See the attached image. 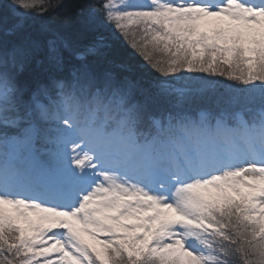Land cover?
<instances>
[{
    "label": "snow or ice",
    "instance_id": "obj_1",
    "mask_svg": "<svg viewBox=\"0 0 264 264\" xmlns=\"http://www.w3.org/2000/svg\"><path fill=\"white\" fill-rule=\"evenodd\" d=\"M74 7L0 17V264H264V0Z\"/></svg>",
    "mask_w": 264,
    "mask_h": 264
},
{
    "label": "trees",
    "instance_id": "obj_2",
    "mask_svg": "<svg viewBox=\"0 0 264 264\" xmlns=\"http://www.w3.org/2000/svg\"><path fill=\"white\" fill-rule=\"evenodd\" d=\"M79 2V0H64V4L66 6L65 9H59L58 11L61 12V15L65 14V11L73 13L72 20L68 28L66 29L67 33L72 36L73 38H78L76 34V27L78 25L79 17L75 16V5ZM8 3V0H0V17H3L5 14L9 15V18L11 19L10 13H8V10L5 8V5ZM51 18L50 13H46L43 17H38V19H44L49 20ZM61 21H54V23H60ZM81 44L88 43L87 37H79ZM139 60V58L137 57ZM142 62V61H141ZM27 73H25V76Z\"/></svg>",
    "mask_w": 264,
    "mask_h": 264
}]
</instances>
